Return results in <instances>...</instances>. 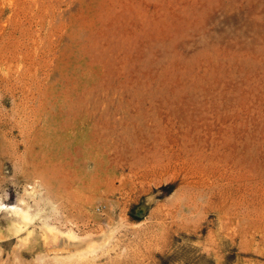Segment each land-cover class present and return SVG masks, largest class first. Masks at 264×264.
<instances>
[{
	"label": "rangeland",
	"instance_id": "rangeland-1",
	"mask_svg": "<svg viewBox=\"0 0 264 264\" xmlns=\"http://www.w3.org/2000/svg\"><path fill=\"white\" fill-rule=\"evenodd\" d=\"M0 203V264H264V0H0Z\"/></svg>",
	"mask_w": 264,
	"mask_h": 264
},
{
	"label": "bare ground",
	"instance_id": "bare-ground-1",
	"mask_svg": "<svg viewBox=\"0 0 264 264\" xmlns=\"http://www.w3.org/2000/svg\"><path fill=\"white\" fill-rule=\"evenodd\" d=\"M2 208V205L0 203V209ZM9 211V216H12L11 224L10 226L14 230V233H18L22 230H28V225L29 223L32 222V215L29 212L28 209H23L22 207H19L17 205H13L8 208ZM45 234L55 240L56 238L59 237V234H64L67 239H73L74 236L71 233H63L60 232L59 230L55 229L54 227L45 225L44 226Z\"/></svg>",
	"mask_w": 264,
	"mask_h": 264
},
{
	"label": "water",
	"instance_id": "water-1",
	"mask_svg": "<svg viewBox=\"0 0 264 264\" xmlns=\"http://www.w3.org/2000/svg\"><path fill=\"white\" fill-rule=\"evenodd\" d=\"M151 201H152V198L150 196L145 197L141 201V203L138 206H136V208L134 210V215L136 217H143L144 213H145L147 207L150 205Z\"/></svg>",
	"mask_w": 264,
	"mask_h": 264
},
{
	"label": "built area",
	"instance_id": "built-area-1",
	"mask_svg": "<svg viewBox=\"0 0 264 264\" xmlns=\"http://www.w3.org/2000/svg\"><path fill=\"white\" fill-rule=\"evenodd\" d=\"M103 208H104L103 205H98V206L96 207L97 210H103Z\"/></svg>",
	"mask_w": 264,
	"mask_h": 264
},
{
	"label": "trees",
	"instance_id": "trees-1",
	"mask_svg": "<svg viewBox=\"0 0 264 264\" xmlns=\"http://www.w3.org/2000/svg\"><path fill=\"white\" fill-rule=\"evenodd\" d=\"M165 187H171V185H166ZM161 264H166L165 260H161Z\"/></svg>",
	"mask_w": 264,
	"mask_h": 264
}]
</instances>
